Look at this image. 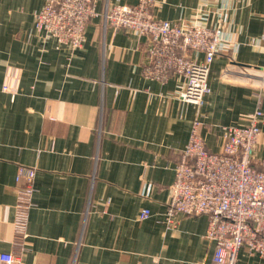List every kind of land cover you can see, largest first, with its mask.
<instances>
[{
  "label": "crops",
  "instance_id": "obj_1",
  "mask_svg": "<svg viewBox=\"0 0 264 264\" xmlns=\"http://www.w3.org/2000/svg\"><path fill=\"white\" fill-rule=\"evenodd\" d=\"M95 1L101 13L138 2ZM154 1L156 17L174 22L206 6L226 32L201 107L179 99L176 75H144L147 37L105 28L98 16L71 49L36 29L46 0H0V251L19 252L25 264H213L208 215L164 223L168 187L196 119L219 152L223 127L247 124L261 106L256 157H264V0ZM20 165L37 171L23 240ZM236 264L264 256L243 247Z\"/></svg>",
  "mask_w": 264,
  "mask_h": 264
},
{
  "label": "built area",
  "instance_id": "obj_2",
  "mask_svg": "<svg viewBox=\"0 0 264 264\" xmlns=\"http://www.w3.org/2000/svg\"><path fill=\"white\" fill-rule=\"evenodd\" d=\"M95 2L46 0L35 14V27L58 45L77 49L83 43L87 23L102 16L105 28L126 29L147 37L149 47L143 69L147 78L164 82L176 75L179 99L203 105L211 90V64L226 50V32L216 19L209 21L206 6L194 10L190 19L174 22L156 17L154 0L106 5L102 13ZM262 115L263 109L258 106L248 113L247 124L224 126L219 152L207 148L196 119L175 163L164 223H173L179 215H208L205 236L216 244L213 264H236L243 247L264 256V157H256ZM36 173L33 167L20 165L16 177L15 227L22 240L27 237ZM145 188L150 192L151 183ZM150 215V209L143 208L139 219ZM0 264L25 263L19 252L0 251Z\"/></svg>",
  "mask_w": 264,
  "mask_h": 264
}]
</instances>
